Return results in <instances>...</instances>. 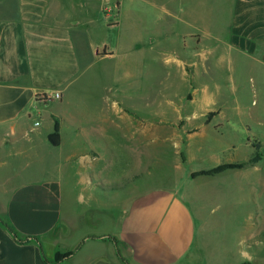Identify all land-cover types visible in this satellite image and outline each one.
<instances>
[{"label": "crops", "instance_id": "0c3cea01", "mask_svg": "<svg viewBox=\"0 0 264 264\" xmlns=\"http://www.w3.org/2000/svg\"><path fill=\"white\" fill-rule=\"evenodd\" d=\"M68 1L0 0V218L21 236L41 237L45 249L46 240L70 234L78 220L85 222L92 229L79 243L95 238L87 239L62 264H125L108 236L119 239L122 255L130 253L131 264H194L210 235L218 233L213 229L231 222V214L209 212L205 197L193 210L178 187L154 185L155 174L162 173L156 170V158L168 153L157 151L156 143L188 142V164L197 157L203 165L187 170L177 153L175 165L164 171L177 174L173 182L189 180L196 186L227 183L233 169L189 179L187 172L245 163L223 162L219 150L207 153L198 144L207 137L209 126L231 122V133L242 134L251 151L257 150L251 143L257 141L264 158V0H212L215 4L207 8L204 0H166V17L158 22L168 30L149 40L155 54L156 46H163L166 89L173 92L166 96L165 119L160 122L141 117L118 96L101 90L92 101L79 96L80 85L91 76L100 79L103 71L91 70L82 60L79 47L94 33L73 18ZM107 2L101 0L97 14L107 18L108 27L118 26L121 3H113L112 13H117L113 19ZM171 20L186 29L172 32ZM92 56L103 62L116 52L108 45L102 49L95 45ZM155 75L148 81L153 98ZM173 77L179 80L178 87L172 84ZM220 78H230L231 100ZM124 121L130 123L125 129ZM56 122L57 146L49 139ZM125 141L133 145L128 148ZM228 149L229 145L222 151ZM125 156L133 158L137 166L133 170L146 173L147 180L134 183L132 189L140 192L127 198L123 215L122 207L102 213L103 198L122 197L118 181L123 178ZM163 163L161 159L160 166ZM256 217L264 219V213ZM240 226L239 243L248 244L252 224ZM234 235L225 233L223 242L228 244ZM242 260L236 264H255L245 251ZM0 264L46 263L37 244L17 243L0 224Z\"/></svg>", "mask_w": 264, "mask_h": 264}, {"label": "rangeland", "instance_id": "374dc122", "mask_svg": "<svg viewBox=\"0 0 264 264\" xmlns=\"http://www.w3.org/2000/svg\"><path fill=\"white\" fill-rule=\"evenodd\" d=\"M84 1L87 4L85 6L83 5ZM107 1L110 5V9L113 3L117 1L121 3L119 18L115 19L119 21L118 26L108 27L107 18H103L97 14L100 9L99 5L101 4V0H99V2H96V0H70L67 2L68 10L71 12L70 14L73 15V18L83 23L85 27L88 25V29L94 33L90 41H86V44L84 43L83 46L81 45L79 47L82 60L84 62H89L91 70L103 71L100 79L91 76L88 82L80 85L78 94L80 97L84 98V101H92L96 99L94 96L95 93L101 90L107 95H112L114 97L118 96V99L122 100L123 104L128 109L137 112L141 117L153 118L157 122H160L162 118L165 119V106L168 102L166 96L170 93L173 94V92L168 88L166 89V80H168V77L164 72L165 61L161 49L163 46L157 45L155 54L149 40L154 33L158 35L159 32L164 33L168 30L166 24L158 22V20H164L163 4L166 0ZM213 3L215 4L212 0H204V8L213 6ZM110 11L114 19V15H117V13H112V9ZM171 24L172 32H181L186 29L180 21L171 20ZM95 45L101 49L103 46L108 45L116 52V56L103 62L96 61L92 56V49ZM155 72L156 85L155 97L153 98V94L149 90L148 81L149 77L152 78ZM174 77L171 82L174 84V87H178L179 80H177V77ZM220 79V81H222L221 84L224 85L225 90L228 91L225 94L231 100V82H227L230 78ZM127 123L128 121H124V129L130 124ZM206 134L207 137L205 140L202 139L198 142V144L203 145L206 152L213 149L219 150V157H221L223 162H245L235 163L239 165V167L231 170L230 181H227V183L220 182L216 186L214 183V185H211V183L208 185L196 186L189 180L173 182V178L177 174L174 172L169 174V172L164 170L175 165L173 156L177 153L181 155L183 163H189L187 162L188 142H180L181 146H177V142L174 141L163 143L162 140H158L156 143L157 151H168V153H166V156L163 158L158 156L156 158V170H161L162 173L155 174L154 185L159 187L165 186V188L173 187V189L178 187L176 191L188 201L193 210L196 209L198 200L201 201L203 200L202 198L205 197L209 198V212L214 209L213 212L219 215L231 214V222L226 221L221 227H215L213 229L218 231V233L215 234L214 232V235H210L200 254L195 258L194 264H228L229 261H231V264L240 263L243 261L242 255L244 251L255 258V264H264V219L260 220L256 217V214L262 216L264 213V158L261 155L258 142H251L254 147L257 146V150L251 151V148L245 146V142L242 139L243 136H241L242 134L236 136L231 133V122L220 128H216L213 125L209 126ZM131 144L132 142L125 141V145L129 146L128 148L131 147ZM228 145L230 147V149H228L229 151H222L224 146ZM133 147L136 146L134 145ZM129 150L130 149L125 148V152ZM256 155H261L260 159L255 160L254 157H256ZM161 159L165 162L163 166H160ZM189 161H191V163L188 164V166L186 165L187 170H194L203 165L200 162V158L197 157L193 160L189 159ZM123 167V178L121 182L118 181V184L121 185L118 186L121 187L120 192L122 193V197L119 199L111 197L103 198L99 206V210L102 211V213H109L112 209L114 210L115 207L117 209L122 207L123 215L129 206L127 198L133 193L140 192V190L132 189L134 183L137 182L138 178H142L144 181L147 180L146 173L143 175L133 170V168L137 169V166L134 165L131 156L124 157ZM131 169L133 171H131ZM151 169V171L154 170L153 168ZM184 174L183 172L179 173L183 179ZM194 174L195 173L187 172L188 179ZM198 193L203 196L197 197ZM69 213L73 214L71 211ZM118 216H120V214H118ZM250 216H252L251 221L247 220ZM255 217L256 219L254 220ZM75 224V230L71 233L69 232L70 234L65 233L62 236L59 235L55 239L46 240V249L49 256L52 255L50 253L51 250H72L79 243L82 236L92 229L85 222L82 223L79 222V220ZM225 224L228 225L227 229ZM251 224L253 228V238L248 242L250 246V250H248L247 242L240 245L239 241L241 236L239 233L241 228L240 225L247 226ZM255 230H258V233ZM229 231H231V234L235 235L231 238V241L226 244L223 242V235L225 233L228 234ZM255 254L257 256H255ZM123 257L129 261L130 253L125 252Z\"/></svg>", "mask_w": 264, "mask_h": 264}, {"label": "trees", "instance_id": "16d2710c", "mask_svg": "<svg viewBox=\"0 0 264 264\" xmlns=\"http://www.w3.org/2000/svg\"><path fill=\"white\" fill-rule=\"evenodd\" d=\"M50 142L57 146L60 143V134H59V124L58 122H56L55 124V129L54 132L49 136ZM261 155H256V157H254L255 160L260 159ZM239 167V165L236 164H225V165H221L218 166L210 171L207 172H203V173H198V174H194L193 176H197V175H216L219 173L224 172L225 170L228 169H234ZM0 224L7 230L9 231V233L12 235V237L14 238V240L21 244V245H25V244H29V243H35L39 246L41 253L43 255L44 261L46 264H62L64 261L70 259L71 257H73L81 248L82 246L85 244L86 240L89 238H95V237H87L84 238L79 245L73 249V250H67V251H56L54 252L52 255H48L46 253V249H45V245L41 239V237L39 236H21L17 230L15 229V227L8 221L0 218ZM109 239L113 242V244L115 245L118 255L119 257L123 260V262L125 264H131L127 259H125L122 255V250H121V242L119 241L118 238L114 237V236H108ZM244 264H252L250 262H246Z\"/></svg>", "mask_w": 264, "mask_h": 264}, {"label": "built area", "instance_id": "2783aa9c", "mask_svg": "<svg viewBox=\"0 0 264 264\" xmlns=\"http://www.w3.org/2000/svg\"><path fill=\"white\" fill-rule=\"evenodd\" d=\"M46 98H47V96H46Z\"/></svg>", "mask_w": 264, "mask_h": 264}]
</instances>
